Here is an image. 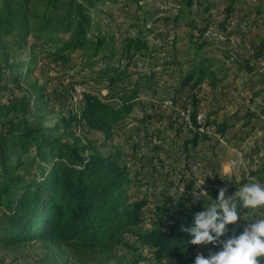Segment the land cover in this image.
<instances>
[{"label": "trees", "instance_id": "16d2710c", "mask_svg": "<svg viewBox=\"0 0 264 264\" xmlns=\"http://www.w3.org/2000/svg\"><path fill=\"white\" fill-rule=\"evenodd\" d=\"M151 2L0 0V90L11 89L10 93L24 90L16 100L0 102V242L3 244L37 240L71 252L97 253L127 245L125 238L130 235L156 263L163 264L161 258L174 256L182 264H194L196 254L201 251L196 250L198 245L189 243L191 237L181 226L192 225L194 214L203 208L207 198L191 206L185 200L160 192L152 202L155 223L146 227L144 208L151 209L146 202L154 189L144 187L145 195L139 196L130 190L137 186L136 179L141 176V167L132 172L136 158L138 163L141 160L140 146L123 143L124 149L119 144L112 145L108 151L102 149L104 141H112L119 129L129 127V118H133L135 110H138L135 114L138 122L144 119V103L139 96L153 89L155 71L151 68L149 72H135L131 65L138 54L147 55L154 66L163 52V48L149 45L145 37L151 27L145 26L146 23L166 19L157 16L155 10L148 13L143 9ZM174 2L177 5L174 18L183 20L185 25L174 33L170 59L160 65L173 67L177 80L173 100L178 99L179 90H188L194 112L200 84L221 78L220 66L216 67L214 61L218 58L213 54L220 52L225 56L226 53L225 43L212 46L202 36L203 31L217 24L227 37L226 26L234 22L230 33L249 46L238 64L254 68L250 58L264 52V0ZM211 9L220 14L219 22ZM123 12L128 13L127 20H117ZM131 27L134 34L130 33ZM37 56L48 59L57 75H66L68 91L73 84L84 87L83 103L77 110L61 109L63 88L60 86L43 92L42 88H34L35 81H27L30 85L24 88L30 64ZM167 91L162 93L167 95ZM261 91L264 88L253 90L252 97ZM47 112L57 115L49 124L43 116ZM261 113L264 106L257 103L222 118L216 126L228 132L243 118L232 133L235 135L241 126H246L245 134H248L264 125L259 117ZM96 133L102 136L98 143L91 137ZM153 134L158 133L153 130ZM197 137L187 139L188 146L184 140L181 148L188 151L196 146ZM260 170L264 175V166ZM259 173L256 180H260ZM217 182L213 178L205 189L212 200L221 188ZM227 188L226 195H232L237 186ZM237 208L240 216L245 215L240 218L242 222L247 217L264 215V206L244 208L237 201ZM240 219L237 224L229 225V229L241 231L245 224ZM261 260L264 264V258Z\"/></svg>", "mask_w": 264, "mask_h": 264}, {"label": "rangeland", "instance_id": "374dc122", "mask_svg": "<svg viewBox=\"0 0 264 264\" xmlns=\"http://www.w3.org/2000/svg\"><path fill=\"white\" fill-rule=\"evenodd\" d=\"M169 1L171 0H152L151 5L148 8L143 9L149 13L152 12V10H155V14L157 15L158 12H162L164 15L167 14V12H170V5ZM146 13V12H145ZM146 13V15L148 14ZM127 12L120 13L117 20H127ZM161 18H159L157 21H159ZM124 21H122L124 23ZM156 21V22H157ZM154 22L153 24H155ZM163 22V21H162ZM111 24L115 25L114 21L110 22ZM116 26V25H115ZM117 28V27H116ZM180 27H177L174 31L176 32L177 29ZM114 29V28H111ZM131 29H133L131 27ZM129 28V30H131ZM115 30V29H114ZM116 31V30H115ZM174 36V34H173ZM225 37V36H224ZM225 40H223V43ZM221 43V44H223ZM216 47V46H215ZM221 50V49H220ZM220 53V52H219ZM219 53H214L213 57H216L218 59H214L215 65L220 66L219 67V73L223 74V69L221 60L223 63L224 61V55H220ZM261 54H264L261 53ZM247 68V67H246ZM257 70H261V68L258 67V65L255 67ZM250 70L247 71L246 74L235 76L233 79L231 76L228 79L223 78L225 83L219 84L220 88H218L216 91H213V93H208V106L209 108L204 107V112L207 113L208 118L210 119L211 113L215 114V109L220 110L221 108H226L222 103L228 101V107L232 106L231 102L233 100L239 101L241 99V95L244 91V87L247 86L249 91H251V88H254L256 85V69L254 68H248ZM239 74V73H238ZM234 75V74H233ZM27 81H35L34 88L39 89L42 88V91H50L54 90L56 86H60L63 88V94H62V100H61V109H64L65 111L68 110L67 106H73V104L76 102V100H73L72 95L67 90V79L66 75H57L56 71L53 70L49 64V60L45 58L39 59V56H37V60L35 62H32L30 64V72L28 73L27 80H24V88L29 87L30 82L27 83ZM201 87V86H200ZM246 87V88H247ZM11 89H5L0 90V102L10 103L12 100H16L18 97L23 95L24 90L15 89L13 93H10ZM34 90H30L32 92ZM41 91V92H42ZM250 92L247 93L248 99L251 98ZM216 97H213L215 96ZM261 97L259 95L257 98ZM206 99V98H205ZM219 99H222L223 101H219ZM207 101V99H206ZM212 101V102H210ZM220 102V103H219ZM210 104V105H209ZM230 104V105H229ZM231 109V108H230ZM232 110V109H231ZM138 110L134 111L133 118H129L130 124L129 127H126V130L119 129V132L116 134L114 139L112 141H104L102 144V149L104 151H108L112 148V145H118L121 146L122 149H124V144L126 146H130V131L132 129L137 132V134L141 135L143 137L142 143L139 144L140 146V155L141 160L138 163V159L136 158V164H134L132 168V172L134 170H138V167H141V176L140 179L137 180V186L131 190V193L134 195H145V184H148L151 179L153 181L152 186L154 187V191L150 192L147 198L146 206L148 205V209H145V221L143 223L144 226L149 227L152 224L155 223V212L152 210V208H155L154 205H152L154 200V195H159L160 192L167 193L165 191V187L162 184H157L158 180L154 176H160L162 175L160 171L153 167L152 164V158L148 153H142L143 147L150 144L148 137L151 135L148 134L149 130H152L155 126H145L142 124H139L136 120L137 117H135V114L137 115ZM43 116H46V123H51L52 120L55 119L57 115L53 114L52 112H47ZM221 119V118H220ZM213 123L218 124L216 119H212ZM235 127L231 129L235 131ZM238 129V126H237ZM242 130V133L236 132V138H233V134H231V138L225 143L217 142L213 146L214 149H216L217 153L213 151V148L209 147L208 149L205 147L204 151V162L206 171H209L211 175L214 177L213 173H216L219 175L217 186H227L230 187L233 184L237 186V189L243 187L246 182L249 183H260L264 185V175L263 170H260L261 167L264 166L262 163L264 161V125L260 127H256L253 132L252 140H246L242 139L241 136L245 134L246 126L240 127ZM147 132V135L144 136V134ZM92 140H95V143H98L99 140H101V135L99 133L92 134ZM166 137V134L164 133V136ZM124 143V144H123ZM214 143V141H213ZM158 143H155L152 146L153 149L160 150L162 154L166 158L173 159L174 161L179 159L177 158L176 149H179L182 147L183 142L182 141H175L174 146L175 148L170 149L166 148L164 146H161V148H157L156 146ZM235 146H242V158H239L238 164H236L235 167H231L226 163V156L233 153V148ZM128 149V148H127ZM132 152V150H131ZM261 152L262 156H259L258 154ZM158 161H161V157L158 158ZM143 163L142 166L140 163ZM140 166H139V165ZM214 165V166H212ZM225 169H229L228 172H225ZM257 172H260L261 176H259L260 180L257 179V181L249 180L250 177L257 176ZM223 176L224 179L221 178ZM193 177H191L192 179ZM243 179L246 180V182H243ZM150 180V181H149ZM259 180V181H258ZM263 180V181H261ZM139 181V182H138ZM243 182V184H242ZM235 189V190H237ZM174 191H178L174 190ZM172 195H175L174 193ZM173 198L176 199V196H173ZM212 200L209 198L206 199L205 204L202 205L203 210L204 208L208 207ZM159 213V210H158ZM151 214V215H150ZM244 217L245 215H241V217ZM257 218L247 217L245 220L246 222H242V219H240L241 223H248L252 220ZM125 241L127 242V245H118L116 246L112 251L110 252H97V253H88V252H71L70 250L66 248H56L52 244L48 242H39L37 240L27 241L22 244L12 243V244H3L0 242V264H159L156 263L154 259H151V255L149 252H147L145 247H142V245L133 237V236H126ZM209 249H212L213 251H216L212 248V246L209 244L207 246L204 245H198L197 251L201 252H208ZM163 264H182L181 261L174 256H168L163 257L160 260Z\"/></svg>", "mask_w": 264, "mask_h": 264}, {"label": "built area", "instance_id": "2783aa9c", "mask_svg": "<svg viewBox=\"0 0 264 264\" xmlns=\"http://www.w3.org/2000/svg\"><path fill=\"white\" fill-rule=\"evenodd\" d=\"M170 12H167L164 15L162 12H158L157 16L165 17L166 19L162 21H157L155 24L146 23L145 26H151L150 29L146 31L145 37L149 45L155 46L157 48H163L161 51L160 58L158 59V64L151 66L149 57L147 55H136L132 61V68L135 72H149V69L153 68L155 71V85L152 90H148L145 93L139 96L144 103L142 112L144 119L139 124L145 126H155L152 130L148 131V134L151 135L148 137V145L143 147L142 153H148L153 160V167L158 169L162 175L154 176L158 180V185L162 184L165 187V191L168 190L166 194L172 195L173 193L176 198L181 199V201L194 206L198 203H192V188L195 189L196 185L204 183L201 185V188L204 190L209 185L210 180L213 179V176L209 171H206L205 162H204V151L205 148L199 146L201 144V138H205L204 142L207 141L209 144L214 145L217 142L225 143L229 140L231 136L227 131L218 130L215 123L211 122L207 116V113L204 112L202 104L205 101V98L197 93L198 105L196 111L193 112V107L189 100V91L186 89H181L177 92L178 99L173 100L174 89L176 84V78L173 73L172 65L165 64L164 67H161L160 63L168 61L170 59V51L172 48V38L174 31L177 27H184L183 20H175L174 16L176 15V3L174 0L169 1ZM213 15L216 18V21L220 18V14L216 13L215 9H211ZM227 25L228 36L226 37L223 32L220 30V27L216 24L208 27L202 33V36L210 41L212 46H219L225 40V56L224 61L226 65L235 64L236 60H241L244 56L243 53L249 46L244 43L241 38L237 35H234L230 30L232 25ZM114 30V29H112ZM131 34H134V29L130 30ZM114 35L117 36V33L114 30ZM225 36V37H224ZM249 60V63L254 68L258 65L261 70H257L255 74L264 78V54H258L252 56ZM238 60V61H239ZM241 63V61L236 62ZM99 65H103L101 62ZM84 87L80 84H73L69 89L70 94L72 95L73 100L76 102L73 106H67L68 108L78 109L79 105L83 103L82 100V90ZM163 90H168V94L162 93ZM101 92H104V88H101ZM156 92L157 94H154ZM157 95V97H155ZM134 99H137L135 96ZM241 103L248 101V96L246 92H243ZM153 104V105H152ZM141 115L139 114L138 117ZM259 117L264 122V113H261ZM138 121V119H136ZM81 126L78 127V131ZM153 130L157 131L158 134H153ZM166 134V137L164 136ZM193 135L198 136L197 145L191 148H188V151H184L182 148H175V141H184L191 138ZM253 137V132H250L246 135V140L251 141ZM143 137L137 134L133 129L130 131V141L131 144H140L142 143ZM214 141V143H213ZM158 143L157 148L164 146L166 148L176 149L177 158L179 159L174 161L173 159H168L161 153L160 150L151 149L152 146ZM183 145V144H182ZM242 146H235L233 148V153L226 156V163L235 167L238 164L239 158L241 159L243 154L241 151ZM216 152V151H215ZM217 153V152H216ZM262 156L261 152L258 154ZM161 157V161H158V158ZM214 177L218 179L219 175L213 173ZM191 177H193L191 179ZM252 181H257L256 178H248ZM152 181L144 186L152 191L154 187L152 186ZM248 182H246L247 184ZM154 184V183H153ZM185 187V191L182 194L181 189ZM178 191H174L177 190ZM199 191V189H197ZM207 199H211V196L206 195ZM204 198V197H203ZM203 211V208L198 209Z\"/></svg>", "mask_w": 264, "mask_h": 264}, {"label": "clouds", "instance_id": "9594fccd", "mask_svg": "<svg viewBox=\"0 0 264 264\" xmlns=\"http://www.w3.org/2000/svg\"><path fill=\"white\" fill-rule=\"evenodd\" d=\"M229 169H225L228 172ZM222 179L223 176H221ZM201 184L192 188V203L201 200L207 191ZM199 189V191H197ZM185 187L181 189L182 194ZM227 186L221 187L218 196L203 211L196 212L191 226H181V230L191 237V245H213L218 250L209 249L207 256L198 252L194 264H262L264 258V215L248 221L241 231L229 229L241 218L237 201L244 208L256 209L264 206V185L249 183L237 189L232 195H226ZM189 206V205H186ZM230 233V234H229ZM223 237V239H222Z\"/></svg>", "mask_w": 264, "mask_h": 264}, {"label": "crops", "instance_id": "0c3cea01", "mask_svg": "<svg viewBox=\"0 0 264 264\" xmlns=\"http://www.w3.org/2000/svg\"><path fill=\"white\" fill-rule=\"evenodd\" d=\"M221 45H219V46H221ZM219 46H216V47H219ZM222 65L224 67L223 74L222 75L221 74H218V76L221 77V78L215 80V82H208L207 80H204L200 84L201 87H200V90H199V94L202 95L204 98L207 99V101L205 99L204 103L202 104V108H204L206 106H207V108H209V106H208V95L207 94L208 93H213V91H216L218 88H220L219 84H222L223 85V83H225V81L223 80V78L228 79L231 76V78L233 79L235 76H240V75H243L244 76V74H246L247 71L250 70V69L246 68V66H243V65L238 64V63L231 64V65H226L225 63H222ZM249 68H251V67H249ZM256 78H257L256 79V85L254 86V88H251V91H249V89H248L247 86L244 87V91H247L246 93H248V92L251 93L250 94L251 98L248 99V101L246 103L245 102L241 103L240 101L233 100V102H231V104L233 103L232 106L228 107V104H227L228 101L227 102H224V103H222V105H224L226 108H221L220 110H216V109H218V108H216L215 109V114H212L211 113V115H209L210 116V119L211 120L212 119H216V121L218 122L222 118H227V117L229 118L234 112H236V113L238 112L239 113L241 111L246 110V108H251L252 106H254V104H257V103H258L259 107H263L264 106V91H261L260 94L256 95L254 98L252 97V91L253 90H255L257 88H264V78H262L260 76H257ZM259 95H261V97L257 98ZM213 97H216V95L213 96ZM219 101H223V100L222 99H219ZM210 102H212V101H210ZM252 120H253V118H252ZM242 122H243V118L239 119L238 123H236L235 126H233V127L239 126L240 123H242ZM232 128L228 129V133H229L230 136H231V134H233L232 131H231ZM239 132L242 133V130L238 131L237 134ZM246 135L247 134H245L242 137V139H245ZM233 138H236V134L233 135ZM204 140L202 139V141H200L201 144L199 146H201L202 148H205L206 147L207 149L209 147L213 148V146H211V144H209L207 141L204 142ZM189 142L190 141L187 140V146L189 145ZM213 151L215 152L217 150L213 148ZM212 166H214V165H212Z\"/></svg>", "mask_w": 264, "mask_h": 264}]
</instances>
